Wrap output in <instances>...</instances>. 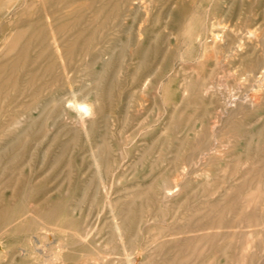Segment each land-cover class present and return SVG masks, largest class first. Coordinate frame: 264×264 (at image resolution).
Returning a JSON list of instances; mask_svg holds the SVG:
<instances>
[{"label": "rangeland", "instance_id": "rangeland-1", "mask_svg": "<svg viewBox=\"0 0 264 264\" xmlns=\"http://www.w3.org/2000/svg\"><path fill=\"white\" fill-rule=\"evenodd\" d=\"M263 70L264 0H0V264H264Z\"/></svg>", "mask_w": 264, "mask_h": 264}, {"label": "bare ground", "instance_id": "bare-ground-1", "mask_svg": "<svg viewBox=\"0 0 264 264\" xmlns=\"http://www.w3.org/2000/svg\"><path fill=\"white\" fill-rule=\"evenodd\" d=\"M257 73V74H256ZM255 74L256 75H252L253 77H254V79L255 80H257V83L259 84V85H261L262 87H264V70L262 71V72H260V73H258V72H256ZM261 90H262V88H261ZM255 98V97H254ZM255 100H256V98H255ZM257 101V100H256ZM92 102V101H91ZM84 103H86V102H84ZM80 104V103H79ZM78 106H79V108H78ZM77 108H78V110L80 109V113L81 112H84V113H86L87 112V110H88V105H85V104H80V105H77ZM97 108V107H96ZM97 110V109H96ZM100 112V111H99ZM83 114V113H82ZM105 119V118H104ZM105 123V122H104ZM169 190V188L167 189V191ZM171 190V189H170ZM145 191H147V190H145ZM168 192H170V194H171V191H168ZM167 193V192H166ZM141 194V193H140ZM149 194V193H148ZM172 195V194H171ZM166 196H167V194H166ZM135 198V197H134ZM141 198V197H140ZM139 199V198H138ZM128 207V206H127ZM131 208V207H130ZM116 219V218H115ZM116 224H117V222H115ZM122 228H123V226H121ZM120 227V228H121ZM119 230V229H118ZM119 231H121V230H119ZM118 231V232H119ZM141 231V230H140ZM227 246V245H226Z\"/></svg>", "mask_w": 264, "mask_h": 264}, {"label": "clouds", "instance_id": "clouds-1", "mask_svg": "<svg viewBox=\"0 0 264 264\" xmlns=\"http://www.w3.org/2000/svg\"><path fill=\"white\" fill-rule=\"evenodd\" d=\"M93 115H94V108H93V106L89 105L88 110L85 113V118L86 119L91 118Z\"/></svg>", "mask_w": 264, "mask_h": 264}]
</instances>
